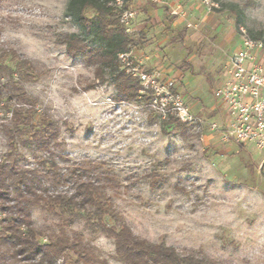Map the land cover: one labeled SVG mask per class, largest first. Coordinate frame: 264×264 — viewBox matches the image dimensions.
I'll use <instances>...</instances> for the list:
<instances>
[{"label":"rangeland","instance_id":"1","mask_svg":"<svg viewBox=\"0 0 264 264\" xmlns=\"http://www.w3.org/2000/svg\"><path fill=\"white\" fill-rule=\"evenodd\" d=\"M159 1L127 3L136 13L131 31L144 34L133 55L144 70L173 71L176 89L196 117L185 122L186 129L166 123L144 96L117 98L109 76L89 89L93 70L69 58L56 38L80 32L65 14L68 0H0V61L14 50L38 66L40 76L22 85L39 100L37 109L61 126L54 154L62 170L88 166L90 178L104 186L136 235L216 264H264V152L253 144L224 142L221 131L208 130L212 123L226 125L216 115L224 108L214 91L226 80L240 39L264 43V0H212L210 10L200 7L195 15L188 0L177 1L186 13L181 20L171 13L176 0ZM7 104L17 105L6 90L0 95V128L11 117ZM6 150L0 129V158ZM27 156L34 163V155ZM61 190L72 191L70 185ZM32 214L45 233L56 229L52 215L38 208ZM82 225L74 223L69 233H84L95 254L123 264L111 258L112 239ZM0 264L11 261L0 257Z\"/></svg>","mask_w":264,"mask_h":264},{"label":"trees","instance_id":"2","mask_svg":"<svg viewBox=\"0 0 264 264\" xmlns=\"http://www.w3.org/2000/svg\"><path fill=\"white\" fill-rule=\"evenodd\" d=\"M126 4L130 0H123ZM123 7L117 0H68L65 14L80 32L58 33L71 59H79L93 70L94 81H113L117 98L135 100L140 96L139 80L127 72L120 55L138 51L142 31H128L121 22ZM0 61V95L7 90L17 105H5L11 113L1 125L7 150L0 158V257L11 264H109L108 258L95 254L84 233L69 231L82 222L83 229L101 233L113 240L111 258L123 264H216L207 256L181 254L165 243H154L134 233L122 220L104 186L94 182L88 166H71L64 172L54 149L61 146V126L47 113L37 109L39 100L29 95L22 83L40 76L38 66L8 50ZM146 100L150 97L143 95ZM166 123L188 128L175 116ZM34 155L29 163L27 153ZM42 153L44 155H39ZM60 158H64L59 155ZM72 191L61 190L68 187ZM38 208L57 219L56 229L45 233L33 221Z\"/></svg>","mask_w":264,"mask_h":264},{"label":"built area","instance_id":"3","mask_svg":"<svg viewBox=\"0 0 264 264\" xmlns=\"http://www.w3.org/2000/svg\"><path fill=\"white\" fill-rule=\"evenodd\" d=\"M199 1L205 8H212V0ZM117 4L123 7L121 22L131 31L135 11L123 0H117ZM171 13L177 17L185 16L180 5ZM241 40L240 47L229 58L226 80L214 91L217 104L227 111L228 121L223 128L212 123L208 130L221 131L224 142H235L244 147L253 144L264 152V43L245 35ZM120 59L127 72L139 80L140 95H149L147 107L153 112L164 120L176 116L184 122L196 121L173 79L156 70H144L132 51L121 54Z\"/></svg>","mask_w":264,"mask_h":264},{"label":"crops","instance_id":"4","mask_svg":"<svg viewBox=\"0 0 264 264\" xmlns=\"http://www.w3.org/2000/svg\"><path fill=\"white\" fill-rule=\"evenodd\" d=\"M161 1V0H160ZM159 1V2H160ZM177 1H179V2H182V1H184V0H176V1H174L172 4H171V9L172 8H174V7H176V6H178V5H180V6H182L181 4H178L177 3ZM190 3H191V7H195L194 9H193V12H192V15H195V13H196V11L201 7L204 11L206 10V11H208L207 10V8H205L204 6H202V4L201 3H199L197 0H188ZM183 11H184V9H183ZM184 13H185V11H184ZM186 14V13H185ZM175 18L176 19H178V20H181V19H184L185 18V16L184 17H177V16H175ZM134 31H136L137 29H133ZM241 39H240V41H239V43H238V47H237V49L240 47V45H241ZM236 49V50H237ZM136 53H138L139 52V50L137 51H135ZM133 53H134V51H133ZM234 53V52H233ZM148 58L149 57H145L144 59H142V62H144L145 61V63L144 64H146L147 65V60H148ZM144 60V61H143ZM147 66H149L150 67V65H147ZM146 66V67H147ZM152 66V65H151ZM163 76H165V77H169V78H171V79H173V80H175V78H174V73H173V71H171L170 69L168 70H164L163 71ZM175 86L176 87H178V85L176 84V82H175ZM220 108V107H219ZM216 115H222L223 116V120H224V122H227L228 121V115H227V111L225 110V109H221L220 111H218L217 112V114ZM210 134H212V133H210ZM244 147V146H243Z\"/></svg>","mask_w":264,"mask_h":264},{"label":"snow or ice","instance_id":"5","mask_svg":"<svg viewBox=\"0 0 264 264\" xmlns=\"http://www.w3.org/2000/svg\"><path fill=\"white\" fill-rule=\"evenodd\" d=\"M252 194L250 193L249 196H251Z\"/></svg>","mask_w":264,"mask_h":264}]
</instances>
